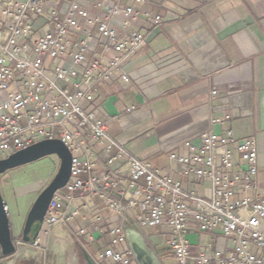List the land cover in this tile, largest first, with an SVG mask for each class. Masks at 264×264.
I'll return each instance as SVG.
<instances>
[{
    "label": "built area",
    "instance_id": "built-area-1",
    "mask_svg": "<svg viewBox=\"0 0 264 264\" xmlns=\"http://www.w3.org/2000/svg\"><path fill=\"white\" fill-rule=\"evenodd\" d=\"M97 4L100 13L92 15L81 0H0V158L45 138L60 139L72 153L69 179L49 201L36 240L25 243L13 237L15 252L19 244L40 245V233L50 225L70 224L78 213L71 208L75 199L99 194L115 212L137 206L135 222L142 229L167 227V264H264V198L256 192L253 137L238 139L232 129L217 134L209 128L199 143L183 141L186 153H169L172 167L182 164L185 174L208 181V191L201 192L133 155L109 135L110 117L97 113L94 92L115 73L129 81L122 63L146 45L135 24L141 19L160 23L163 17L123 0ZM108 51L114 54L105 59ZM87 139L109 153L108 165L127 159L130 191L125 200L109 190L121 177L110 170L94 172L84 146ZM100 219L95 216L96 223ZM74 232L80 242L85 228ZM107 233L98 256L88 251L93 261L132 264L123 227L112 226ZM192 233L198 234L196 243L188 238Z\"/></svg>",
    "mask_w": 264,
    "mask_h": 264
},
{
    "label": "crops",
    "instance_id": "crops-1",
    "mask_svg": "<svg viewBox=\"0 0 264 264\" xmlns=\"http://www.w3.org/2000/svg\"><path fill=\"white\" fill-rule=\"evenodd\" d=\"M81 2L92 15L100 13L97 0ZM123 3L146 8L163 18L160 23L141 19L135 24L146 38V45L122 63L129 81H121L115 73L94 92L97 113L110 117L109 135L133 155L149 160L163 173L201 192L208 191V181L185 174L182 164L172 167L169 153H186L183 141L199 143L201 133L209 128L217 134L232 129L238 139L253 137L257 145L256 192L264 198V0ZM92 33L99 38L95 28ZM113 54L108 51L105 59ZM212 88L214 94L210 93ZM84 146L98 154L97 158L88 151L95 173L110 170L113 177H121L122 182L109 190L112 196L125 200L130 191L127 159L119 157L108 165L105 161L109 153L100 144L87 139ZM22 193L16 191L17 195ZM71 208L78 210L72 222L66 224L74 243L68 246L61 264H90L83 252L89 254L91 249L105 246L107 230L115 225H134L149 239L135 222L137 206L115 212L95 194L75 199ZM97 215L101 216L99 223L95 222ZM74 228H85L80 242ZM156 229L154 234L165 235L167 227ZM40 242L46 244V232L40 233ZM150 243L162 262L161 253L170 260L166 247ZM74 245L79 247L80 256ZM12 256L0 261L19 264L18 259L11 260Z\"/></svg>",
    "mask_w": 264,
    "mask_h": 264
},
{
    "label": "rangeland",
    "instance_id": "rangeland-1",
    "mask_svg": "<svg viewBox=\"0 0 264 264\" xmlns=\"http://www.w3.org/2000/svg\"><path fill=\"white\" fill-rule=\"evenodd\" d=\"M58 163L57 156L51 154L8 169L0 174V191L6 204L13 237L21 236L26 213L31 203L39 191L50 181ZM19 190H22V195L16 194V191ZM156 228H144V230L149 235L150 241L158 248L159 246L166 247L164 245L166 236L160 233L154 234L157 231ZM188 238L192 243H196L198 234H188ZM46 239L47 242L43 244V248L41 243L37 246L19 244L17 251L12 254L11 260L18 259L19 264H61L68 251V246L74 243L70 227L62 223L52 224L46 230ZM103 248L104 246L100 245L97 249L91 250L98 256ZM77 250L79 255V247ZM161 256H163V262L167 264L169 260L166 255L161 253ZM4 263L5 260L0 261V264ZM132 264H136L135 261Z\"/></svg>",
    "mask_w": 264,
    "mask_h": 264
},
{
    "label": "water",
    "instance_id": "water-1",
    "mask_svg": "<svg viewBox=\"0 0 264 264\" xmlns=\"http://www.w3.org/2000/svg\"><path fill=\"white\" fill-rule=\"evenodd\" d=\"M54 154L59 163L50 181L39 191L31 203L21 231V240L33 243L42 227L44 216L54 192L62 188L70 176L72 153L58 138H45L18 149L0 158V174L16 166L32 162L43 156ZM125 241L131 249L136 264H163L160 256L151 245L145 233L134 225L123 226ZM10 220L6 204L0 191V254L9 256L15 252ZM84 255L90 264H96L91 256Z\"/></svg>",
    "mask_w": 264,
    "mask_h": 264
}]
</instances>
